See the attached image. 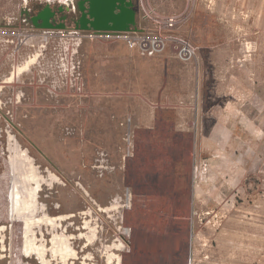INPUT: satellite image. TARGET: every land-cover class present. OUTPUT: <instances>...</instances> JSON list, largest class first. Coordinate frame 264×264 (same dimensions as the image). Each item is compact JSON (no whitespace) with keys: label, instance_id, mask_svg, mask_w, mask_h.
<instances>
[{"label":"rangeland","instance_id":"374dc122","mask_svg":"<svg viewBox=\"0 0 264 264\" xmlns=\"http://www.w3.org/2000/svg\"><path fill=\"white\" fill-rule=\"evenodd\" d=\"M147 1L193 58L0 22V264H264V26Z\"/></svg>","mask_w":264,"mask_h":264},{"label":"built area","instance_id":"2783aa9c","mask_svg":"<svg viewBox=\"0 0 264 264\" xmlns=\"http://www.w3.org/2000/svg\"><path fill=\"white\" fill-rule=\"evenodd\" d=\"M54 3V0H47ZM62 5L67 0H58ZM190 8H194L197 0H186ZM138 7V21L135 28L127 31H94L75 29L83 36L97 42H106L112 39L121 40L130 46H134L143 56H155L170 46L176 57L188 61L196 54L197 47L188 39L182 37L178 27L184 21L180 14H163L153 7L147 0L136 2ZM143 22V24H140ZM21 35V34H20Z\"/></svg>","mask_w":264,"mask_h":264},{"label":"water","instance_id":"95a60500","mask_svg":"<svg viewBox=\"0 0 264 264\" xmlns=\"http://www.w3.org/2000/svg\"><path fill=\"white\" fill-rule=\"evenodd\" d=\"M77 12L75 28L94 31H127L136 27L139 19L138 7L133 0H76L71 13ZM53 12L46 9L38 13L33 21L41 20L39 28H63L62 25H53Z\"/></svg>","mask_w":264,"mask_h":264},{"label":"flooded vegetation","instance_id":"af4514ba","mask_svg":"<svg viewBox=\"0 0 264 264\" xmlns=\"http://www.w3.org/2000/svg\"><path fill=\"white\" fill-rule=\"evenodd\" d=\"M21 0H19V4ZM68 2H64L62 5H52L51 3L45 2L40 8H38V3L36 0H26L25 1V6L26 9L23 11L19 5V7L13 11V15L8 17V21H6L5 16L2 17L3 20H0V22H9V23H20L22 20V16L24 15V23L27 25H30V27L34 30H36L38 27V24H40L42 21L37 20L36 22L33 21V18L40 12L45 11L48 9L49 11L53 12V16L51 18V23L53 25H62L63 28L61 29H66L68 28V25H70L72 28H75V20L78 17L77 12L74 14L71 13V8L75 4L76 0H67ZM5 27V25H4ZM9 29L16 30L13 32L14 37L16 35H20V32H17L18 30L20 31L21 26H10L8 27ZM18 33V34H17Z\"/></svg>","mask_w":264,"mask_h":264},{"label":"crops","instance_id":"0c3cea01","mask_svg":"<svg viewBox=\"0 0 264 264\" xmlns=\"http://www.w3.org/2000/svg\"><path fill=\"white\" fill-rule=\"evenodd\" d=\"M200 2L197 0L196 8L201 6ZM204 4V7L209 10H211L210 7L235 8L238 13L237 26L239 32L241 31L245 36L249 34V36L256 37L254 34L259 33L264 26V0H217L215 2L214 0H207ZM210 12L213 13L214 11Z\"/></svg>","mask_w":264,"mask_h":264},{"label":"bare ground","instance_id":"6f19581e","mask_svg":"<svg viewBox=\"0 0 264 264\" xmlns=\"http://www.w3.org/2000/svg\"><path fill=\"white\" fill-rule=\"evenodd\" d=\"M62 241V240H61ZM33 245V244H32ZM27 246V245H26ZM33 247V246H32ZM61 252V251H60ZM68 253V252H67ZM73 254V253H72ZM64 255V254H63ZM67 257V256H66Z\"/></svg>","mask_w":264,"mask_h":264}]
</instances>
